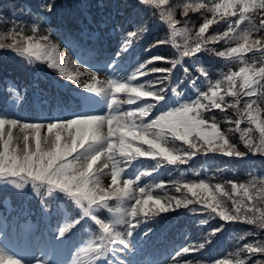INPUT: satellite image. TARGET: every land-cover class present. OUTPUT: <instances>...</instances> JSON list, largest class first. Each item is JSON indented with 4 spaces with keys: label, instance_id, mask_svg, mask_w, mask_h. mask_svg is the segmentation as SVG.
Returning <instances> with one entry per match:
<instances>
[{
    "label": "snow or ice",
    "instance_id": "obj_1",
    "mask_svg": "<svg viewBox=\"0 0 264 264\" xmlns=\"http://www.w3.org/2000/svg\"><path fill=\"white\" fill-rule=\"evenodd\" d=\"M165 2L166 0H129L124 6L127 10L126 22L131 26L135 25L136 16L144 6H154L159 9ZM256 6L264 8V0H259L258 5L256 0H236L234 5L216 4L209 10L216 12L221 7L239 9L238 19L228 25L227 32L205 38L203 34L209 24L213 23L212 20L206 19L190 43L176 45L175 58L167 59L154 55L144 63H138L126 77L111 75L114 78L108 80L106 87L85 84L83 90L71 96L61 95L62 88L59 81L49 84L47 89H39L43 97L42 103L55 105L54 109L50 107L52 115L44 118L47 123L26 122L27 115L21 113L16 103H9L7 97L0 98V182L6 189L15 191L20 196L27 194L29 199L32 198L33 192L36 197H40V189H46L47 196L53 201H73L77 209L82 210L77 212L76 209H64L59 204L53 206L48 199L41 197L39 221L33 222L31 213L28 212L17 216L15 220L11 216L0 217L4 228L10 223H15L28 241V247L21 259L14 258L17 253L12 252L6 243L0 241V264H199L198 261L187 259V255L203 249L202 243L176 246L171 252L159 256L148 247L141 246L136 238L137 229L141 228L144 221L151 220L158 224L167 219L160 214L189 205H193L192 212H197L198 208L195 205H200V210L206 211L209 217L218 216L225 223L244 222L264 229V207L258 206L264 200V183L260 188H256L255 184L245 186L229 181L230 191H224L220 184L215 185L213 190L201 180L199 184L184 185L194 199L187 195L182 198L168 197L166 203H161V198L154 197L147 186L139 188L138 192L135 190L133 185L140 181L145 173L135 175L134 179L125 180L123 188L117 185L118 177L122 175L131 177L125 173V168L120 166L121 162L127 164L128 161L140 157H161L172 165L186 163L202 150L205 153L220 152L223 155L242 158L252 153L264 158V119L254 114L256 101L252 99L256 94L254 88L260 87V82H264V67L251 70L242 67L238 73L225 76L228 84L226 94L233 97L231 103H225L224 97L217 94L211 83L209 88L213 90L209 94L200 91L196 80H193L192 87L197 92L195 100L181 102L171 110H165V106L158 107L159 101L169 91L168 85L173 70L177 65L182 64L183 58L197 56L206 50L209 41L223 40L230 38V34H236L234 25H240L247 18L250 8ZM88 7L86 0H81V15L86 14ZM184 7L187 12L190 8L206 6L197 4ZM57 9L58 5L55 3L47 4L45 14L52 15ZM131 13L137 15H132L129 19ZM15 14L13 11L12 15ZM122 14L118 7L116 15ZM232 15H236V12L233 11ZM160 16L167 20L168 26L175 34L177 29L173 27L171 9L161 11ZM43 18L37 17V19ZM109 24L114 31L115 23L111 16L105 20L104 26L107 27ZM80 27V35L84 38L94 42L99 39L98 31L89 32L87 26L83 24ZM259 29L264 30V20H261ZM60 31L61 29L57 28V32ZM142 31L144 29L139 27L135 31H127L114 55L106 49L96 48L87 54V60L92 67L100 70H105V66L112 68L117 65V58L134 46V41ZM66 34L72 39L71 32ZM12 35L15 37L17 33L13 31ZM241 39L244 43L238 44L236 48L219 51L216 55L221 58H239L246 52H258L264 56V41L254 40L249 43L247 34ZM165 43L167 41L159 40L153 47ZM0 49H12L20 55L27 54L29 63L32 62L33 56L37 60L45 59L49 61L50 68L59 69L61 75L66 76L68 81L79 84L77 76L67 72L47 47L30 43L27 46L22 43H0ZM156 61H164L170 66L157 67ZM198 71L204 77L208 76L205 69L200 68ZM249 71L252 73L251 76ZM184 72L188 74L189 69L185 67ZM156 74L161 75L156 76ZM153 76H155L154 80L151 79ZM257 76L259 81L255 79ZM145 77L148 79H144L145 82L142 83L140 78ZM237 78L242 79L243 82L234 88ZM220 83L221 81H216L215 87L218 88ZM178 86L170 88L176 96L180 95ZM36 87L39 88V85ZM241 93L248 99L243 102L242 107H237L241 103L239 99ZM122 96L124 98H121ZM205 100L207 103L202 102ZM224 107L236 110L238 118L230 121L236 127L229 128L228 131L240 133V139L247 151L235 150V145L229 143L225 133L218 129L215 122L208 125L202 118L203 112L209 108L223 111ZM97 112L105 114L97 115L95 114ZM69 116L74 118H68ZM242 121L247 122L248 127L241 128ZM208 127L212 129L211 132L205 131ZM14 129H19L23 135L17 136ZM176 141L187 145V148L176 147ZM137 142L142 143L140 146H135ZM143 145H147V148L145 149ZM109 162H111L112 186L104 189L96 177L102 169L109 167ZM94 165L97 166L95 170ZM29 184L30 189L26 187ZM174 186L179 192V182ZM155 187L162 188L163 185L158 184ZM239 193H242L239 199L235 198V194ZM254 193H259V198ZM219 196L231 200V207L218 199ZM113 197L121 202V206L116 209L109 207V199ZM131 201H134V204L130 203ZM249 201L251 203H248ZM125 202H129L128 206H124ZM99 209H107L114 215L106 223L98 218ZM53 221L55 227L52 226ZM92 222L98 226V236L80 249L78 255H82L83 259L78 262L73 261L72 249L77 246L81 230ZM206 222L201 221L202 224ZM121 225L124 226V230L118 231L117 228ZM223 227L224 225L221 224L213 228L209 235L214 236ZM152 230L149 227L143 235L147 236ZM256 234L252 233V235ZM4 235L7 236V233L5 232ZM238 251L245 254V259H238L236 264H264V260H253L258 255L264 257V240L246 242ZM35 252H39L40 255L36 256ZM215 264H232V262L219 260Z\"/></svg>",
    "mask_w": 264,
    "mask_h": 264
},
{
    "label": "trees",
    "instance_id": "obj_2",
    "mask_svg": "<svg viewBox=\"0 0 264 264\" xmlns=\"http://www.w3.org/2000/svg\"><path fill=\"white\" fill-rule=\"evenodd\" d=\"M86 2L89 5L87 9L89 14L86 12L85 15H81V0H0V8L4 14L3 17L0 16V43H22L27 46L29 44L28 39L31 36L41 41H46L49 38L50 43H55L59 50L58 54L53 53L54 58L67 72L76 75L79 80V84L68 81L66 76L61 75L59 69L50 68L48 66L49 61L46 60L44 65L50 70L49 77L45 71H37V65L33 61L29 63L27 54L20 55L12 49H0V71L4 82V87L0 88V98L7 97L9 103H16L20 107L21 113L27 115L28 119L26 122L28 123H47L48 121L44 118L52 115L50 107L52 109L55 108V105L49 106L42 103L43 97L39 89H47V86L54 83L55 79L59 81L67 80L70 86L65 91L62 89L61 95L71 96L80 91L79 88L83 89L85 84H95L96 82L87 80L84 77V73L90 72L95 68L86 62L87 54L96 48H101L114 55L115 50H118L120 46L123 35H126L127 31H135L137 27L144 29L134 41V45L138 41L140 44L131 67H127L125 60H122L124 54L117 58V65L112 68L105 66V69L110 71L111 74L116 71L121 73V77H126L138 63H144L154 55H160L167 59L175 58L177 55L176 45H183L185 42L190 43L206 19L212 20L213 23L209 24L208 29L203 34L205 38L219 36L227 32L228 25L239 17V9L234 7H221L216 12L209 10L216 4L234 5L236 0H166L165 4L159 9L154 6H144V9L136 16L135 25L131 26L126 22L127 10L124 7L129 0H86ZM114 2H116L115 4L118 5L119 10L123 13L122 15L113 16L112 4ZM258 2L259 0H256L257 5ZM52 3L58 5L57 12L52 15H46L45 5ZM202 3L206 5L204 9L190 8L187 12L185 11V5L195 6ZM169 8L174 21L173 27L177 29L175 34L172 28L168 26L167 20L162 19L160 16L161 11ZM12 10L18 12V17H12ZM257 10L258 14L260 12L264 13V8L258 7ZM233 11L236 12V15H232ZM252 13L250 9L247 18L240 25H234L236 34H230V38L209 41L206 50L197 56L183 58L182 64L177 65L173 70L171 81L168 85L169 91L166 92L165 96L169 94L171 87L179 85L178 91L181 92L182 102L195 100L197 92L192 87V81L196 80L200 91L211 94V90L214 89L219 96L224 97L225 103H231L233 97L226 94L228 84L225 81V76L238 73L245 66H249V70L264 67V56L258 52H246L245 55H241L239 58H221L216 53L229 48H236L238 44L244 43L241 37L245 34L249 36V43L254 40L264 41V30L261 32L259 29L261 21L260 19L253 20ZM60 15L66 17V29L80 38L79 43L69 45L65 44L64 40H61L57 32V28L61 27ZM132 15L137 14L131 13L128 18L130 19ZM90 16L93 21L89 19ZM109 16L114 18L115 34L112 33L111 24L107 27L104 26V22ZM37 17L44 18L37 19ZM81 24L86 25L89 32H95L96 30L100 32L97 43L80 35ZM33 28H35V32H33ZM13 31L17 33L15 37L12 35ZM159 40L167 41V43L153 47L157 45ZM155 66L167 67L170 65L165 64L164 61H156ZM185 67L189 69L188 74L184 72ZM200 68L207 71V77H204L198 71ZM159 75L161 74H156V76ZM144 79H148V77L140 78L142 83L145 82ZM151 79L154 80L155 76L151 77ZM216 81H221L218 88L215 87ZM242 82V79L237 78L236 85L233 87L237 88ZM210 83L213 89L209 88ZM37 85H39V88L36 87ZM32 92L34 93V98L31 97ZM261 93H264V82L261 84L258 96L252 97L256 101V112L254 114H258L261 119H264V95H261ZM121 98L124 97L122 96ZM239 99L241 103L237 107H242L243 102L248 97L243 96L241 93ZM202 102L207 103L206 100ZM159 106H165V109L169 107L170 110L176 107L174 100L170 97L165 102L159 103ZM61 114L66 115V113ZM202 118L207 121L208 125L215 122L218 129L225 133L229 143L235 145V150L247 151L243 141L240 139V133L238 131H228L229 128L234 129L236 127L234 123H230V121L238 118L236 110L227 107H224L223 111L209 108L203 112ZM240 127H248L247 122L242 121ZM205 131L211 132L212 129L208 127ZM15 133L17 136L23 135L19 129H16ZM141 143L137 142L135 146H140ZM175 146L187 148V145L180 141H176ZM143 147L146 149L147 145H143ZM137 159L128 161L127 164L123 161L121 162L120 166L124 167L125 173L131 175V177L128 175L118 177L117 185L123 188L125 180L134 179L135 175L145 173L133 187L138 192L139 188L147 186L151 189V194L154 197L161 198V203H166L168 197L182 198L184 195L194 199L191 193L184 188V185L188 183L199 184L201 180L206 181L213 190L215 185L220 184L224 191H230L229 181L245 186L255 184L256 188H260L261 184L264 183V158L260 157L259 154L248 153L247 157L242 158L223 155L220 152L205 153L202 150L186 163H178L176 165L169 164L166 160H162L161 157H142L139 159V164H134ZM158 161L161 162L158 163ZM96 178L102 188L108 189L112 186L111 162H109V167ZM176 182H179V192L176 191L174 186ZM158 184L163 185V187L156 188L155 185ZM249 190L251 192V188ZM45 194L47 195L46 192ZM213 194H215V191ZM202 195H207V193H202ZM240 195L242 193L235 194V198L239 199ZM254 195L259 198V193H254ZM16 197L17 195L15 196L13 193H0V217H8V214L13 210V198ZM218 199L223 200L228 207H231L232 201L228 200L227 197L219 196ZM50 203L53 206L59 204L64 209L82 211L77 209L73 201H53L50 198ZM130 203L134 204V201ZM248 203L251 202L249 201ZM128 204L129 202H125L124 206H128ZM119 206H121V202L114 199L112 208L116 209ZM152 206L154 207V205ZM195 206L198 208L197 212H192L191 208L193 205H189L185 208H176L162 213L160 215L167 217V219L158 224L151 220L144 221V224L136 232L138 243L141 246L148 247L159 256L171 252L176 246L202 243L204 248L198 252L189 253L187 259L198 261L199 264H215L219 260H228L232 264H236L238 259H245V254L238 251L244 243L264 240V234H262L264 229H259L255 225H249L244 222L225 223L218 216L209 217L206 211L200 210V205ZM258 206L264 207V200ZM34 210L35 208L33 207L31 218ZM112 216L107 217L111 219ZM202 220L207 222L202 224ZM2 224V221H0V226ZM221 224L224 225L223 229L214 236H210L209 233L212 229L219 227ZM52 226H56L55 221L52 222ZM149 227L153 230L148 232L147 236L143 235ZM117 230L123 231L124 226H118ZM84 231L85 234L79 237L77 246L72 251L75 257L71 256L72 260H82V255H78L80 249L87 246L90 240L98 236V229L92 223L86 226ZM5 232L7 236L4 235ZM253 232L257 234L252 235ZM0 233L15 250L20 246L27 248L23 235L19 236L17 240L20 241L19 243L16 242L14 233L9 234L7 230ZM78 245L82 247H78ZM256 259L264 260V257L258 255L253 258V260Z\"/></svg>",
    "mask_w": 264,
    "mask_h": 264
},
{
    "label": "rangeland",
    "instance_id": "obj_3",
    "mask_svg": "<svg viewBox=\"0 0 264 264\" xmlns=\"http://www.w3.org/2000/svg\"><path fill=\"white\" fill-rule=\"evenodd\" d=\"M15 253H17V252H15ZM11 254V253H10ZM14 258H16V259H21V257H19V254L17 253V255L14 257Z\"/></svg>",
    "mask_w": 264,
    "mask_h": 264
}]
</instances>
